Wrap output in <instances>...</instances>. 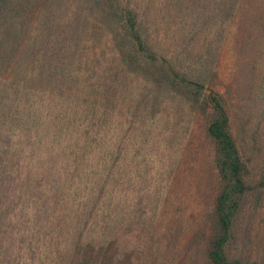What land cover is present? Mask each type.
<instances>
[{"label":"trees","instance_id":"trees-1","mask_svg":"<svg viewBox=\"0 0 264 264\" xmlns=\"http://www.w3.org/2000/svg\"><path fill=\"white\" fill-rule=\"evenodd\" d=\"M0 264H264V0H0Z\"/></svg>","mask_w":264,"mask_h":264},{"label":"rangeland","instance_id":"rangeland-1","mask_svg":"<svg viewBox=\"0 0 264 264\" xmlns=\"http://www.w3.org/2000/svg\"><path fill=\"white\" fill-rule=\"evenodd\" d=\"M158 12L161 13L165 18L168 15V12L167 11H164V10L158 11ZM173 15L174 14L172 13V16ZM230 69H231V61L229 60V58L224 53V55H223V57H222V59L220 61V72L226 78V76L230 72ZM189 153L191 154V155L189 154L190 155V158L189 157L188 158L186 157V159L189 160V165H188V167L186 165H184V167H183L184 168V172L182 174H180V178L181 179L186 178V180H188V181H190V183H192L193 180H195V178L198 177L199 172H198V169H195L196 170L195 172H198L197 173V176H196L195 173L191 172L189 169L191 167L193 168L194 166L196 168H198V166H199V169H200V166L205 164V159L202 156V150L201 149H198V151H197V150H195V148H191V150H190ZM190 172H191V175H190ZM189 189H190V193H188V194L191 195V193L194 190V186L193 185H190V188ZM189 203H190V208H192L193 205H194L193 199L189 200Z\"/></svg>","mask_w":264,"mask_h":264}]
</instances>
